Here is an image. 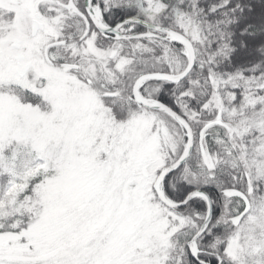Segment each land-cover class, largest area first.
<instances>
[{
    "label": "snow or ice",
    "instance_id": "6c2138e0",
    "mask_svg": "<svg viewBox=\"0 0 264 264\" xmlns=\"http://www.w3.org/2000/svg\"><path fill=\"white\" fill-rule=\"evenodd\" d=\"M0 264H264V0H0Z\"/></svg>",
    "mask_w": 264,
    "mask_h": 264
}]
</instances>
